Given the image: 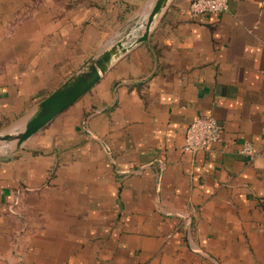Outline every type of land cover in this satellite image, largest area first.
<instances>
[{"label": "crops", "instance_id": "0c3cea01", "mask_svg": "<svg viewBox=\"0 0 264 264\" xmlns=\"http://www.w3.org/2000/svg\"><path fill=\"white\" fill-rule=\"evenodd\" d=\"M152 1L0 0V131L140 36ZM191 2L0 159V264H264V0ZM201 115L222 137L189 154Z\"/></svg>", "mask_w": 264, "mask_h": 264}, {"label": "water", "instance_id": "95a60500", "mask_svg": "<svg viewBox=\"0 0 264 264\" xmlns=\"http://www.w3.org/2000/svg\"><path fill=\"white\" fill-rule=\"evenodd\" d=\"M168 2L169 0H153L146 13L140 36L133 40L126 36L92 58L82 70L74 74L40 104L37 112L24 124L21 131L1 133L0 145L11 146V153L20 151L31 137L93 88L121 54L139 43L148 41L156 18ZM2 152L0 150V153Z\"/></svg>", "mask_w": 264, "mask_h": 264}, {"label": "built area", "instance_id": "2783aa9c", "mask_svg": "<svg viewBox=\"0 0 264 264\" xmlns=\"http://www.w3.org/2000/svg\"><path fill=\"white\" fill-rule=\"evenodd\" d=\"M229 0H192L189 12L192 16L203 14H220L228 10ZM222 137V127L215 117L211 115L199 116L187 129L184 151L197 154L207 151L212 145L218 143ZM244 154L254 156L250 145H246Z\"/></svg>", "mask_w": 264, "mask_h": 264}, {"label": "rangeland", "instance_id": "374dc122", "mask_svg": "<svg viewBox=\"0 0 264 264\" xmlns=\"http://www.w3.org/2000/svg\"><path fill=\"white\" fill-rule=\"evenodd\" d=\"M24 124H20L18 126H15V127H12V128H9L8 130H5V131H0V134L1 133H16V132H19L23 129L24 127ZM0 150L3 151L2 153H0V159H3V158H8V157H14L16 155V153H11V146L9 145H0Z\"/></svg>", "mask_w": 264, "mask_h": 264}]
</instances>
